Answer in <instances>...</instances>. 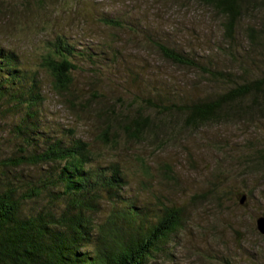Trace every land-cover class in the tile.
I'll list each match as a JSON object with an SVG mask.
<instances>
[{
    "label": "trees",
    "instance_id": "16d2710c",
    "mask_svg": "<svg viewBox=\"0 0 264 264\" xmlns=\"http://www.w3.org/2000/svg\"><path fill=\"white\" fill-rule=\"evenodd\" d=\"M188 1L207 10L222 31L207 61L172 48L144 26L105 15L99 19L141 35L162 59L197 73L201 84L192 85L204 88V94L185 101L163 104L138 93L132 103L115 108L114 103L95 101L93 94L81 98L73 88L75 73L90 71L99 84L102 55L115 67L119 63L118 52L105 44L83 45L57 34L46 42L40 65L31 68L18 51L0 43V122L8 120L0 155V264L167 262L185 211L160 197L154 207L131 195L132 176L120 160L129 145L153 146L155 155L183 133L250 126L260 135L237 151L242 153L238 185L222 191L216 181L224 173L216 169L209 190L195 194L191 203L212 199L221 208L226 200L241 204L243 197L245 207L264 202L262 191L250 183L254 177L264 180V0ZM40 71L49 75L53 91L72 110L97 123L95 145L78 138L75 128L52 125L46 118ZM132 76L135 82L137 75ZM138 166L145 179L153 177L144 158ZM159 170L177 185L171 165L161 164ZM259 212L264 216V210ZM251 224L250 233L264 241L255 218Z\"/></svg>",
    "mask_w": 264,
    "mask_h": 264
},
{
    "label": "rangeland",
    "instance_id": "374dc122",
    "mask_svg": "<svg viewBox=\"0 0 264 264\" xmlns=\"http://www.w3.org/2000/svg\"><path fill=\"white\" fill-rule=\"evenodd\" d=\"M39 1L0 0V43L18 51L31 68L40 65L46 42L57 34L65 35L74 43L114 47L120 56L119 63L115 67L102 55L99 84H95L96 78L90 71L75 73L73 88L81 98L93 94L95 101L101 100L102 105L114 103L116 108L118 104L127 106L135 101L138 93L163 104L204 94V88L192 85L198 81L201 84L197 73L162 59L143 42L141 35L136 37L129 29L117 30L99 22L100 15H105L126 20L139 29L144 26L172 48L205 60L222 31L208 11L195 2L43 0V7ZM240 45L245 46V41ZM40 72L46 96V118L52 125L75 128L78 138L95 145L100 134L97 123L86 121L91 116H80L72 110L53 91L49 75ZM133 73L137 75L135 82ZM7 122L5 119L0 122V155L4 154L3 131L7 128L3 125ZM259 135L250 126L227 124L207 127L195 135L183 133L163 149H157L155 155L153 146L123 147L120 160L132 176L131 195L154 207L160 197L185 211V224L176 238L173 256L163 264H264V241L250 233L251 219L255 218L256 223L261 216L259 211L264 210V202L253 201L245 207L237 205L236 199L226 200L221 208L212 199L196 205L191 203L195 194L209 190L210 174L216 169L224 173V179L216 181L220 182L222 191L238 185L235 175L242 153L237 151L245 149L246 140L252 141ZM141 158L152 166V178L143 176L138 166ZM161 164L171 165L177 185L160 173ZM260 180L254 177L250 183L264 195V180L261 183Z\"/></svg>",
    "mask_w": 264,
    "mask_h": 264
},
{
    "label": "water",
    "instance_id": "95a60500",
    "mask_svg": "<svg viewBox=\"0 0 264 264\" xmlns=\"http://www.w3.org/2000/svg\"><path fill=\"white\" fill-rule=\"evenodd\" d=\"M244 201H245V197L242 198L241 204H243ZM256 228H257V231L264 237V216H260L256 220Z\"/></svg>",
    "mask_w": 264,
    "mask_h": 264
}]
</instances>
